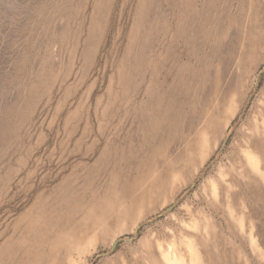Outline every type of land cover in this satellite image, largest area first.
<instances>
[{
	"label": "rangeland",
	"instance_id": "obj_1",
	"mask_svg": "<svg viewBox=\"0 0 264 264\" xmlns=\"http://www.w3.org/2000/svg\"><path fill=\"white\" fill-rule=\"evenodd\" d=\"M263 71L264 0H0V264H264Z\"/></svg>",
	"mask_w": 264,
	"mask_h": 264
},
{
	"label": "water",
	"instance_id": "obj_2",
	"mask_svg": "<svg viewBox=\"0 0 264 264\" xmlns=\"http://www.w3.org/2000/svg\"><path fill=\"white\" fill-rule=\"evenodd\" d=\"M264 72V71H263ZM259 79V78H258ZM258 89V81H257V84H256V88H255V91ZM226 144H227V139L224 141V143H223V146H222V148H221V152L224 150V148H225V146H226ZM215 162H216V160H213L210 164H209V166L199 175V177L197 178V180L194 182V184L191 186V188L189 189V192H191L194 188H195V186L197 185V183L200 181V179L209 171V169L215 164ZM182 199H178L174 204H173V206L171 207V208H169L165 213H163V214H160V215H158L157 217H155V220L156 219H159V218H161V217H163V216H165L166 214H169V213H171L172 211H173V209L176 207V205L181 201ZM148 223H150V221H145V222H143V223H141L140 225H138L137 226V228H136V231H135V236L133 237V238H130V239H120V240H118L115 244H114V246H113V248L111 249V251L109 252V253H107V254H100V255H98V257L95 259V261L94 262H96L99 258H101V257H103V256H107V255H109V254H111V253H113L114 251H115V249H116V247H117V245L120 243V242H123V241H133L134 239H135V237L138 235V232L140 231V229L143 227V226H145V225H147ZM94 264V263H93Z\"/></svg>",
	"mask_w": 264,
	"mask_h": 264
}]
</instances>
